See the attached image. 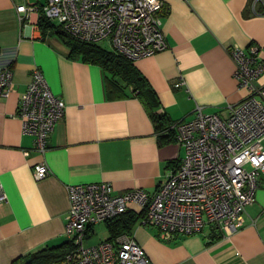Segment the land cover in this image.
<instances>
[{"label": "crops", "instance_id": "crops-1", "mask_svg": "<svg viewBox=\"0 0 264 264\" xmlns=\"http://www.w3.org/2000/svg\"><path fill=\"white\" fill-rule=\"evenodd\" d=\"M44 2L0 0V69L13 70V90L0 96V187L7 197L0 203V264L69 241L67 185L104 181L116 194L136 188L152 194L184 152L171 130L162 133H169V139L159 140L131 85L119 80L124 96L108 98L104 70L71 58L70 48L54 29L40 26L38 11L18 19L17 5L40 8ZM163 5L161 29L167 47L132 62L156 93V111L164 112L170 123L191 120L197 106L225 119L228 107L249 93L238 85L228 47L257 45L264 60V11H258L264 0H163ZM36 67L66 106L43 153L33 148V136L23 131L16 112ZM177 81L184 83L175 87ZM256 83L264 85V72ZM40 162L49 172L37 180L33 166ZM126 214L135 216L128 234L150 264H264V175L243 225L229 235L217 232L211 237L212 230L205 228L164 241L154 227L142 223L135 204ZM97 225L106 235L92 241ZM123 234L111 236L109 223H98L87 230L84 243Z\"/></svg>", "mask_w": 264, "mask_h": 264}, {"label": "built area", "instance_id": "built-area-1", "mask_svg": "<svg viewBox=\"0 0 264 264\" xmlns=\"http://www.w3.org/2000/svg\"><path fill=\"white\" fill-rule=\"evenodd\" d=\"M163 0H45L36 5L16 6L18 19L38 11L57 22L67 34L87 43L106 41L114 53L134 61L167 47L161 29ZM234 76L249 93L228 107L222 119L196 107L191 120L170 125L175 141L184 149L158 184L156 191L141 188L114 193L104 181L66 186L69 210L65 234L71 249L63 264H150L144 249L132 234L85 245L87 230L125 213L135 204L142 223L154 227L159 239L208 228L222 236L243 225L244 213L255 201L260 175H264V85L256 80L264 72L259 47L230 45ZM184 82L177 81L175 87ZM13 90V70L0 69V96ZM63 99L50 90L42 71L32 70L17 103L23 131L33 136V148L43 153L48 138L65 113ZM28 150H25V154ZM44 162L33 166L34 179L48 173ZM0 187V203L6 202Z\"/></svg>", "mask_w": 264, "mask_h": 264}, {"label": "trees", "instance_id": "trees-1", "mask_svg": "<svg viewBox=\"0 0 264 264\" xmlns=\"http://www.w3.org/2000/svg\"><path fill=\"white\" fill-rule=\"evenodd\" d=\"M258 11L260 13L263 12L264 6ZM39 23L40 26L54 29L55 33L70 48L69 56L71 58H80L83 61L97 64L104 70V80L108 98L114 99L124 96L122 90L123 86L119 80L131 85L134 95L140 99L149 115L160 141L169 139L170 137L169 133L167 135L162 134L164 133V130H167V132L171 130L174 134V130L170 128L172 123L168 121L166 114L164 112L156 111L159 106L156 93L149 86L140 72L134 67L132 63L133 61L114 53L112 50L108 51L102 48L98 43H87L67 34L62 30L59 24L54 25L44 17V15L40 16ZM125 213L106 221L109 223L111 236H116L121 233H129L131 230L135 222V216L132 214H126V216H124ZM71 247L70 241L59 246H45L35 251L20 255L14 259L11 264H50L54 262H62Z\"/></svg>", "mask_w": 264, "mask_h": 264}, {"label": "rangeland", "instance_id": "rangeland-1", "mask_svg": "<svg viewBox=\"0 0 264 264\" xmlns=\"http://www.w3.org/2000/svg\"><path fill=\"white\" fill-rule=\"evenodd\" d=\"M98 44L101 47L105 48V49L110 48L109 44L106 41H100ZM182 154H184V152ZM105 235H106L105 228H103L101 225H99L98 228H97L96 234L93 235V237L91 238V240L92 241H97V240L103 239Z\"/></svg>", "mask_w": 264, "mask_h": 264}, {"label": "water", "instance_id": "water-1", "mask_svg": "<svg viewBox=\"0 0 264 264\" xmlns=\"http://www.w3.org/2000/svg\"><path fill=\"white\" fill-rule=\"evenodd\" d=\"M214 236V231H212V234H211V237H213Z\"/></svg>", "mask_w": 264, "mask_h": 264}]
</instances>
